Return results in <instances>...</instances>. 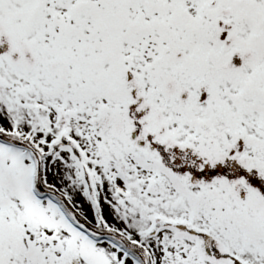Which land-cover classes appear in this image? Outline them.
<instances>
[{
    "label": "snow or ice",
    "instance_id": "obj_1",
    "mask_svg": "<svg viewBox=\"0 0 264 264\" xmlns=\"http://www.w3.org/2000/svg\"><path fill=\"white\" fill-rule=\"evenodd\" d=\"M0 264H264V0H0Z\"/></svg>",
    "mask_w": 264,
    "mask_h": 264
}]
</instances>
